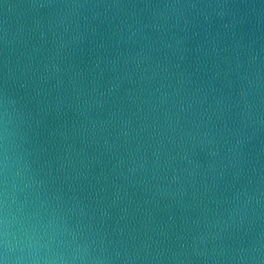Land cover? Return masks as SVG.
I'll return each mask as SVG.
<instances>
[{"label": "water", "instance_id": "95a60500", "mask_svg": "<svg viewBox=\"0 0 264 264\" xmlns=\"http://www.w3.org/2000/svg\"><path fill=\"white\" fill-rule=\"evenodd\" d=\"M0 264H264V0H0Z\"/></svg>", "mask_w": 264, "mask_h": 264}]
</instances>
